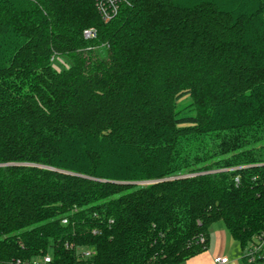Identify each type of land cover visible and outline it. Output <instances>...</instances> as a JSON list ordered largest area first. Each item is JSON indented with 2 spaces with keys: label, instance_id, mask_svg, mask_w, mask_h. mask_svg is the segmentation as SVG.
<instances>
[{
  "label": "trees",
  "instance_id": "1",
  "mask_svg": "<svg viewBox=\"0 0 264 264\" xmlns=\"http://www.w3.org/2000/svg\"><path fill=\"white\" fill-rule=\"evenodd\" d=\"M97 2L0 0V264H184L217 222L246 254L264 0H125L109 22Z\"/></svg>",
  "mask_w": 264,
  "mask_h": 264
},
{
  "label": "crops",
  "instance_id": "2",
  "mask_svg": "<svg viewBox=\"0 0 264 264\" xmlns=\"http://www.w3.org/2000/svg\"><path fill=\"white\" fill-rule=\"evenodd\" d=\"M245 250L223 222H217L210 228L205 250L184 264H216L217 258L227 259L225 264H264V260L249 263L245 261Z\"/></svg>",
  "mask_w": 264,
  "mask_h": 264
},
{
  "label": "built area",
  "instance_id": "3",
  "mask_svg": "<svg viewBox=\"0 0 264 264\" xmlns=\"http://www.w3.org/2000/svg\"><path fill=\"white\" fill-rule=\"evenodd\" d=\"M125 0H98L97 8L104 22H109L114 17H116L120 10V5ZM84 38L87 40H92L97 38V31L95 29H87L83 33ZM94 256V250L92 249H84L81 253V264H93L92 258ZM245 256H247V261L249 263H254L258 261L259 258L264 257V241L258 244L253 245V248L246 252ZM216 264H225L227 263V259L225 258H217L215 260ZM16 264H22L21 262H17ZM24 264H53V259L51 256L43 257L39 260L24 263Z\"/></svg>",
  "mask_w": 264,
  "mask_h": 264
},
{
  "label": "rangeland",
  "instance_id": "4",
  "mask_svg": "<svg viewBox=\"0 0 264 264\" xmlns=\"http://www.w3.org/2000/svg\"><path fill=\"white\" fill-rule=\"evenodd\" d=\"M69 65H71V61L67 57H57L55 60V66L57 69H65ZM188 103L189 101H185L184 103L179 105L178 109H183ZM182 114H186V113L183 112Z\"/></svg>",
  "mask_w": 264,
  "mask_h": 264
}]
</instances>
